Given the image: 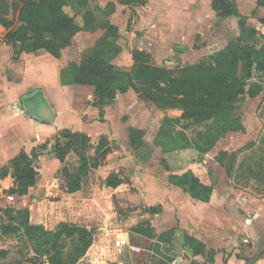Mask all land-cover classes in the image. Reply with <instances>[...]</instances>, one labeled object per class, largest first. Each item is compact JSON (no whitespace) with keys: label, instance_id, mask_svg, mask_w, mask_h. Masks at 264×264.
Instances as JSON below:
<instances>
[{"label":"trees","instance_id":"16d2710c","mask_svg":"<svg viewBox=\"0 0 264 264\" xmlns=\"http://www.w3.org/2000/svg\"><path fill=\"white\" fill-rule=\"evenodd\" d=\"M119 1L126 4H146L149 0ZM70 3L86 8L89 0H0V26L6 30L4 40L14 47L21 44L22 50L26 52L43 49L60 58L63 49L71 44L79 31L95 30L98 25H102L105 31L97 39L91 53L79 62H69L60 72L63 84L94 86L90 103L99 108L101 120H105L104 107L112 104L118 93L133 89L140 99L160 109H182L180 116L167 115L162 120L156 143L162 147L163 152L195 147L201 153H206L227 132L245 131L242 116L237 112L238 102L245 94L255 97L264 93V32L248 23V16L240 12L237 0H212V8L220 18L238 17L240 34L215 52L213 61L201 60L186 64L178 72L173 68L157 65L153 54L140 48L132 50L134 63L129 70L119 68L113 60L123 47L119 42V27L109 18L115 11V2H108L107 6L110 5L113 10L106 13L102 24L92 9H87L82 14H70L66 10ZM258 4L264 5V0H258ZM11 13L14 17L9 16ZM261 22L264 23V17ZM189 124L206 129L198 130L193 138L182 130L176 131L177 126L185 128ZM145 134L146 131L142 128L130 127L131 146L140 149L144 144ZM80 135V132H74L71 143H58L55 146L61 161H65L75 138ZM82 137L88 141L87 134ZM261 140L262 143L258 146L264 147L262 137ZM46 143L47 141L35 146L30 152L21 150L0 168V193L25 195L36 185L40 176L37 158L39 150L44 149ZM110 151V141L105 135L99 138L95 156L90 157L85 151H80L81 163L77 172H71L67 166L62 168L68 177L67 191L79 190L82 177L91 168L105 164ZM237 156V151L227 150H221L216 156L229 176L233 172ZM259 156L261 162L254 160L255 155H244L238 162L233 178L240 183V177L245 174L264 182V152ZM257 164L258 168H255ZM12 177L14 185L11 186ZM170 180L194 198L203 201L211 199L212 185L203 183L192 170L172 174ZM130 181V178L120 172L113 171L104 179V184L116 188ZM0 209L3 208L0 206ZM146 209L156 213L160 206H146ZM14 212L12 221L0 223L1 233L26 237L31 242L33 255L29 260L33 264H76L94 242L95 228L62 220L55 228L50 229L42 223L32 222L27 207L6 209L8 214ZM145 223H137L132 230L159 241L173 242L177 228L157 234L150 223ZM182 234L185 245L192 249L193 254H203L207 257V264H216L215 249L206 251L207 246L203 241L186 232ZM6 254L7 250L0 249V256Z\"/></svg>","mask_w":264,"mask_h":264},{"label":"rangeland","instance_id":"374dc122","mask_svg":"<svg viewBox=\"0 0 264 264\" xmlns=\"http://www.w3.org/2000/svg\"><path fill=\"white\" fill-rule=\"evenodd\" d=\"M109 1L111 0L90 1V5L95 10L94 12L100 24L105 20L106 13L113 10L110 5L107 6V2ZM115 1L119 2L118 0ZM100 3L106 4L102 10L98 7ZM66 10L72 15L80 14L83 13L84 7L78 9L73 3H70L66 6ZM114 13V22L124 28L127 22L126 19L129 17L127 9L122 11L116 8ZM130 15L131 18L130 22H127V29H131L133 20L138 16L134 7H132ZM9 16L14 17L12 13ZM168 16L170 15L168 14ZM235 20L236 17L230 16L227 23L231 32L236 25ZM220 26L221 23L217 20L211 26L206 24L200 33L193 32L191 34L189 45H175L173 48L169 45L168 47H164L163 55L158 54V61L155 56L154 59L159 64L172 66L176 72L179 71L181 66L192 62L195 63L201 60L211 62L214 59V53L220 47L219 44L215 45V39H212L211 34L220 30ZM104 31L103 26L98 25L95 30L77 33L73 37L71 44L64 48L63 57L69 61H81L91 53L97 39L103 35ZM120 42L124 46H128L125 37ZM176 50L178 51L177 54L174 53ZM182 53H186V56L181 55ZM115 62L121 69L129 70L132 67L134 61L132 56L130 57L129 55L128 48ZM59 84V81L53 83L56 93L59 95L61 101H64L65 105L70 109L73 110L75 107L79 110L77 113L79 118L76 119L69 110L70 112H67V121L70 122L61 126L55 135L48 138L46 147L39 150L40 155L37 158L40 168L39 180L36 185L29 189L25 196L15 194V197L12 199L9 197L12 194L0 193V206L3 208L0 209V223L12 221L11 219L15 216V212L13 214L6 213L7 208L13 207L17 209L27 207L30 211L32 222L42 223L50 229L55 228L62 220L96 229L93 244L76 264H145L150 262L154 256H158L156 252L165 250L166 245L158 243L156 238H149L134 232L132 227L139 222H146L154 225V230L160 233L172 224L180 225L179 220L171 223L167 222L166 217H162L161 219L159 212H149L146 206L149 204L157 205L160 199L165 197L161 195L160 187L161 183L168 187L170 186L168 176L171 172L188 167L194 163L196 158L203 155H198L195 148L192 147L188 148V151L184 149L183 153H175L174 151L164 153L161 151L156 143L158 132L156 131L154 135L152 134L157 128L160 129L159 124L162 123L165 116H174L179 114V111L165 108L164 113L155 112L156 106L147 102L146 107L149 106L154 110L151 112L152 117L149 119L148 130L149 133L150 130L153 132L149 134L150 139H145L144 137V144L140 149L133 148L130 144L129 129L131 127L130 123L134 121V117H139V108L136 106L137 92L130 93L129 96L126 95L128 96L127 101L121 98L120 105L116 104L111 107L113 111L111 113L112 119L106 125L110 127L111 135L116 137L113 140L116 152L114 153L115 157L111 159L112 162H106L102 166L91 168L88 174L82 177L81 188L76 192H68V177L64 174L62 168L67 166L71 172H77L81 163L80 151H85L90 157L95 156L96 145L105 127L98 125L100 123L96 122L99 118V108L90 103L94 93V86L75 85L68 87L70 88L68 89ZM66 91L74 95L75 106H73L72 95H67ZM38 96L40 95L38 94ZM39 103L44 106V102L41 99ZM262 104L264 102H261L259 108L256 110L257 118H252L251 115L254 113L253 108L256 104L247 96L241 97L238 102L237 112L246 120L248 129L243 133L239 132L236 135H232L230 139L233 144H236L235 147H237V143H242L235 150L238 153L236 164L231 176L227 172H224L225 168L223 171L219 168L215 169V178L218 185L221 184L226 187L231 184L235 189L245 190L251 195H259V197L264 196V182L244 174L240 177L241 182L239 183L233 177L238 162L243 159L244 155H255V161H262L259 155L264 152V147L258 146L262 143L261 137L264 140V105ZM41 116L44 120L50 121L53 114H46V118L43 115ZM77 120L79 123L82 120L87 123L90 131L85 132V128H81L82 125L79 127ZM99 121L107 124L105 122L107 120L100 119ZM183 122L187 123V121ZM97 126H102L104 129H100ZM201 129H206V127L189 124L185 128L177 126L176 131L182 130L189 137L193 138L197 131ZM74 132H80L82 135L75 138L74 145L70 152L67 153L65 161H61L58 158L55 146L58 143L62 145L71 143V135ZM28 134H23L20 138L28 137ZM83 134L89 136L87 142L82 137ZM105 134L108 137L110 136L108 133ZM166 154L168 155L167 157ZM209 162L214 163L212 159ZM258 166L257 164L254 167L258 168ZM113 171H118L126 178H130V183H122L114 189L106 186L104 178L108 172ZM13 183L14 178L12 177L10 185ZM164 195H166V191ZM55 197L56 199H53ZM260 218L263 220L264 214ZM182 242V238L179 236L176 238L175 236L173 243L169 245L170 253L180 256L184 254L185 246ZM249 242L250 244L252 243L251 239ZM228 248L230 252H233L234 249L240 250L241 254L248 251L247 243H242L240 247H234L230 243ZM0 249L7 250L6 256H0V264H33L29 260L33 255L31 242L21 234L4 235L0 230ZM68 249H70V246ZM223 250H226V248H223ZM229 251L227 250L226 252ZM261 254L264 259V249L261 251ZM184 259V262H188L186 256Z\"/></svg>","mask_w":264,"mask_h":264},{"label":"crops","instance_id":"0c3cea01","mask_svg":"<svg viewBox=\"0 0 264 264\" xmlns=\"http://www.w3.org/2000/svg\"><path fill=\"white\" fill-rule=\"evenodd\" d=\"M90 1L91 0H89L88 7L84 8V11L87 9L94 10L90 5ZM111 1H114L116 4L115 10L116 8L122 11L127 9L129 12V17L126 19L128 23L131 18L130 14L132 7H134L138 13V16L133 20L131 29H127V22L124 28L114 22V12L109 16L110 20L119 27V42L125 37L128 43L126 47L120 42L123 49L121 53L114 58V63H116L115 61L119 59V56L122 55L123 52H126L127 48L130 57L132 56L131 54L134 48H140L151 52L158 61V54L160 53L163 55L162 52L164 47L170 45L173 48L175 45H189V39L193 32L200 33L206 24L211 26L216 20L221 23L219 27L220 30L212 33L211 37L215 39V45H220L218 50L227 46L234 37L240 34L238 17H236V25L231 32L227 26L230 16L224 18L218 17L212 8V0H149L146 4H126L119 0L120 3L115 0ZM237 4L240 12L248 16V23L264 32V23L261 22V18L264 17V5L258 4V0H237ZM74 6L78 7L76 5ZM105 6L106 4L100 3L98 7L102 10ZM79 8L80 7H78V9ZM168 14L170 16H168ZM0 31L2 32L0 35L1 168L8 164V162L21 150L30 152L32 148L44 143L48 138L55 135L61 126L70 122L67 121V112L71 111L76 119L79 118L77 115L79 110L75 107L72 110L65 105L64 101H61L59 95L55 91L56 89L53 83L59 81V85L65 88L84 84H63L60 78V72L63 67L71 61H79H69L65 59L63 55L57 58L43 49L36 52L18 50L17 46L14 47L4 40L5 28L1 26ZM177 52V50L174 51L175 54H177ZM181 55L185 57L186 53H182ZM156 59H154V61L157 65L172 68V66L159 64L156 62ZM68 91H66V94L72 95L73 106H75V97L73 94H69ZM130 93H135V91L129 89L127 92L118 93L114 103L104 107V117L105 120H107L105 121L107 124L99 121L100 117L96 120L97 123H100L98 125L105 127L104 129L102 126H97L100 129H104L102 135H105L110 141L111 151L107 156V163L112 162L111 159L115 157L114 153L116 152L113 146V140H115L116 137L111 135L110 127L106 126L112 119L111 113L113 111L111 107L116 104L120 105L121 98L127 101ZM38 94L40 96H38ZM244 96H247L256 104L253 108L254 113L251 116L252 118H257L256 110L259 108L260 103L264 102V93H260L255 97H249L248 94ZM40 99L44 102V106L39 103ZM136 106L139 108V117H134V121L130 123V125L131 127L144 129L146 131L145 139H150L149 134H152L153 131L150 130V133L148 131L149 119L152 117L151 112L154 110L149 106L146 107V102L140 99L138 94ZM124 109L126 108L124 107ZM155 109V112L164 113L165 111V108L159 109L156 107ZM170 109L179 111V114L174 116H180L182 113L181 108ZM49 113L53 114L52 119L50 121L44 120L41 115L46 118V114ZM243 124L246 131L248 128L246 120L244 119ZM78 125L79 127L82 125L83 127L81 126V128H85V132L90 131L88 128L89 126L83 120L82 122L80 121V123L78 121ZM160 125L161 123L159 127ZM158 129L159 128H157L152 135H154L156 131L158 132ZM81 130L83 131V129ZM245 131L227 132L226 135L221 137L216 142L215 146L206 153H201L197 148L192 147L195 148L198 155L203 156L196 158L194 163L188 167L171 172L168 176L170 183L169 187L161 183L160 192L162 193L161 195L165 197L160 199L159 204H149L148 206H160V210L158 211L160 218L166 217L167 222L172 223L179 220L180 225L172 224L161 232L173 227L177 228L175 236L176 238L179 236L183 239L182 243L185 246V253L181 256L173 255L169 251V245L173 242L169 243L156 239L158 243L160 242L166 245V248L164 251L156 252L158 256H154L152 260L147 263L207 264L208 261L205 255H195L192 249L188 245H185L184 236L181 232H186L188 235H192L203 241L207 246L206 251L209 249L216 250V264H264V259L261 254V251L264 249V218L263 220L260 218L261 215L264 214V196L259 197V195H251L245 190L233 188L231 184L226 187L221 184L218 185L215 178L216 170L219 168L223 171L225 168L217 161L216 156L221 150L233 152L239 145H242V143L240 144L239 142L237 143V147H235L236 144H233L230 139L232 135ZM26 133H29L28 137L20 138V136ZM105 133H108L110 136L108 137ZM157 147L163 151L160 145L157 144ZM184 149L188 151V148ZM184 149H178L174 152L183 153ZM167 156L166 154V157ZM210 159H212L214 163L209 162ZM168 164L171 165L169 162ZM187 170H192L203 183L212 185L213 191L209 201L194 198L181 186L171 182L170 176L172 174H182ZM224 172H227L226 169ZM110 173L111 172H108L105 178ZM12 185H14V183ZM110 188L114 189L113 187ZM165 191L166 195H164ZM9 197L13 199L15 194L9 195ZM152 226L154 227V225ZM250 239L252 241L251 244L249 242ZM230 243H232L234 247H240L242 243H247L248 251L241 254V252H239L240 250L234 249L233 252H230L228 248ZM223 248H226V250H223ZM227 250L229 252H226ZM256 251L257 253L254 254ZM185 256L188 262H184Z\"/></svg>","mask_w":264,"mask_h":264},{"label":"water","instance_id":"95a60500","mask_svg":"<svg viewBox=\"0 0 264 264\" xmlns=\"http://www.w3.org/2000/svg\"><path fill=\"white\" fill-rule=\"evenodd\" d=\"M17 48H18V50H22V45L18 44Z\"/></svg>","mask_w":264,"mask_h":264}]
</instances>
